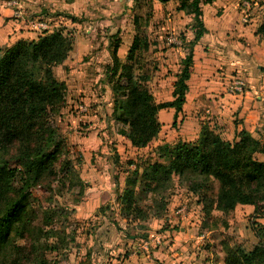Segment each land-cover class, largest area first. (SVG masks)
<instances>
[{"label":"rangeland","instance_id":"rangeland-1","mask_svg":"<svg viewBox=\"0 0 264 264\" xmlns=\"http://www.w3.org/2000/svg\"><path fill=\"white\" fill-rule=\"evenodd\" d=\"M0 1L10 8L7 2L11 0ZM17 1L26 20L48 21L60 14L76 19L74 23L66 17L55 23L56 29L73 41L74 48L64 64L55 68L57 79L67 85V94L66 103L52 122L66 142L64 158L77 176L82 178V174L95 170L105 175L104 184H116L111 197L98 204L90 201L93 189L101 182L94 176L87 180L82 196L79 187L68 189L71 178L62 174L51 187L44 185L34 190L37 224L42 223L44 211L53 218V237H42L40 243L46 264H226L228 251H251L258 243L253 223H264V207L255 211L252 206H238L223 215L214 209V204H208L209 200L203 201L205 196L213 198L214 184L211 191L195 195L189 191L186 178H175L165 201L166 210L159 217L153 195L137 188L135 192L146 211L145 220L122 219L119 206L112 201L124 191L135 165L148 158L163 162L156 156L159 146L155 147V140L143 151L134 150L119 133L125 127L112 119L115 97L111 88L115 82H108L107 72L112 64L113 44L116 40L121 42L118 55L124 62L136 34L134 17L142 16L141 37L146 38L148 48L137 51L135 74L149 73L152 82L162 77L168 93L170 79L181 64L180 52H186L182 45L192 40L189 17L176 11L174 3L163 6L157 0L152 2L147 25L149 7L144 2L133 11L132 0ZM257 3L261 8L260 0ZM171 37H178L181 46L170 43ZM80 106L88 112L80 113ZM183 207L186 212L180 216L177 211ZM37 260L33 259L32 264H38Z\"/></svg>","mask_w":264,"mask_h":264},{"label":"trees","instance_id":"trees-1","mask_svg":"<svg viewBox=\"0 0 264 264\" xmlns=\"http://www.w3.org/2000/svg\"><path fill=\"white\" fill-rule=\"evenodd\" d=\"M157 1L163 5L177 2L176 10L192 19L193 39L182 45L187 56L176 75L173 101L157 104L147 88L149 75L135 74L136 53L141 47L148 48L146 38L141 37L142 16L134 17L136 34L124 62L118 56L121 42H114L112 64L107 72L108 82H115L111 88L115 97L112 119L125 127L120 135L138 150L147 148L161 132L159 111L174 109L173 127L176 126L188 92L194 47L208 33L202 7L216 0ZM132 2L133 11L142 2L149 7L147 25L153 0ZM63 17L76 22L72 16ZM260 31H264V23ZM73 48V41L55 29L40 34L36 41L21 40L0 49V264H32L33 259L46 264L40 243L42 237H53V218L44 211L42 223L37 224L39 215L33 204L37 187H51L60 174L71 178L68 189L79 187L80 196L87 187L64 158L67 145L52 122L66 103L67 94V85L57 79L55 68L64 64ZM259 154H264V138L256 139L243 130L237 134V141L231 143L210 126H204L194 142L163 144L156 149V156L163 162L148 158L135 165L124 191L116 194L120 216L128 221L147 219L135 192L139 188L153 195L159 217L166 210L165 201L175 178H186L189 191L195 195L211 191L214 184L213 198L205 196L203 201L209 200L208 204H214V209L223 215L234 212L238 206H252L259 211L264 207V162L257 159ZM104 209L101 207L100 211L105 213ZM252 229L257 245L251 251H228L226 264H264V223H253Z\"/></svg>","mask_w":264,"mask_h":264},{"label":"crops","instance_id":"crops-1","mask_svg":"<svg viewBox=\"0 0 264 264\" xmlns=\"http://www.w3.org/2000/svg\"><path fill=\"white\" fill-rule=\"evenodd\" d=\"M242 1L216 0L202 7L203 22L208 33L194 47L185 103L182 111L178 113L176 129L173 128L175 110L159 111L158 119L162 127L154 141L155 147L179 141L194 142L200 138L204 126L217 128L223 138L231 143L237 141V134L243 130L256 139L264 138V31H260L264 23V0H260L261 8L257 3L259 0H254L257 6L251 11V19L247 24L242 22ZM170 3H174L177 8L175 1L162 5ZM187 17L190 26L192 19ZM63 19L66 17L48 18L54 24L64 21ZM191 35L193 39L192 30ZM39 36L40 34L30 31L24 21L15 19L13 10L6 8L0 1V49L9 48L21 40L36 41ZM186 56L187 51H181L180 62ZM180 66L178 65V70L170 79L168 93L164 91L165 81L162 77L155 82H152L153 78L150 77L147 88L157 104L173 101L174 84ZM234 78L245 81L246 91L242 95L229 92V85ZM126 141L128 147H131L130 142L127 139ZM257 159L264 162V154L257 155ZM95 172L90 170L89 174H82L81 179L85 184L93 176L101 181L100 185L93 189L94 196L90 198L91 203L98 204L100 200L103 203L106 198L111 197L116 184H104L105 175Z\"/></svg>","mask_w":264,"mask_h":264},{"label":"built area","instance_id":"built-area-1","mask_svg":"<svg viewBox=\"0 0 264 264\" xmlns=\"http://www.w3.org/2000/svg\"><path fill=\"white\" fill-rule=\"evenodd\" d=\"M7 6L12 8L14 10V17L17 20H21L25 22V26L32 32H35L37 34H43L45 32H52L57 28V25L52 23L51 21L47 20H40V19H32V20H26L25 19V12L20 7V4L17 0H11L7 2ZM242 11H243V23L247 24L249 23L251 19V11L255 6H257L256 2L254 0H243L242 1ZM169 42L181 46L182 41L178 39V37H171L169 38ZM246 91V84L245 81L241 78H234L230 85H229V92L233 95H242ZM80 113H86L88 112V109L84 106L79 107ZM186 212V207L180 208L177 211V214L180 216H184ZM205 237L202 236L201 240H203ZM146 250L148 249V245L146 244Z\"/></svg>","mask_w":264,"mask_h":264}]
</instances>
